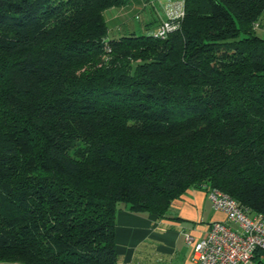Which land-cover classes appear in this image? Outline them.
<instances>
[{
  "label": "trees",
  "instance_id": "1",
  "mask_svg": "<svg viewBox=\"0 0 264 264\" xmlns=\"http://www.w3.org/2000/svg\"><path fill=\"white\" fill-rule=\"evenodd\" d=\"M126 2L0 0V262L119 264L120 205L163 217L190 187L264 218V0L108 39Z\"/></svg>",
  "mask_w": 264,
  "mask_h": 264
},
{
  "label": "crops",
  "instance_id": "2",
  "mask_svg": "<svg viewBox=\"0 0 264 264\" xmlns=\"http://www.w3.org/2000/svg\"><path fill=\"white\" fill-rule=\"evenodd\" d=\"M177 2L179 0H127L123 6L109 8L104 12L107 37L151 33L162 20L175 16L183 8L173 9L172 4ZM256 24L255 34L264 39V12ZM225 219L223 212L212 208L206 191L199 187L186 189L170 203L163 217L134 212L120 205L115 215L118 263L197 264L191 259L192 247L186 244L184 233H189L195 240L201 239L211 222ZM250 264H264V256L257 252Z\"/></svg>",
  "mask_w": 264,
  "mask_h": 264
},
{
  "label": "built area",
  "instance_id": "3",
  "mask_svg": "<svg viewBox=\"0 0 264 264\" xmlns=\"http://www.w3.org/2000/svg\"><path fill=\"white\" fill-rule=\"evenodd\" d=\"M183 15L181 9L175 16H169L153 35L165 38L179 25ZM206 194L212 208L223 212L226 219L211 222L201 239L195 240L189 233H184L186 244L192 247L191 259L197 264H250L257 252L264 256L262 214L250 213L228 193L217 188L208 187Z\"/></svg>",
  "mask_w": 264,
  "mask_h": 264
},
{
  "label": "rangeland",
  "instance_id": "4",
  "mask_svg": "<svg viewBox=\"0 0 264 264\" xmlns=\"http://www.w3.org/2000/svg\"><path fill=\"white\" fill-rule=\"evenodd\" d=\"M182 6H183V2H182V0H179V3L177 2V3H174V4H172V8L173 9H178V8H182ZM161 11V10H160ZM145 13H142V17H145ZM110 35H108V39L110 38L109 37ZM106 51H110V49L108 48V47H106ZM106 54H104L103 56L104 57H106L107 58V56H105ZM105 58V59H106ZM99 65V64H98ZM81 72V70L80 71H77V73L79 74Z\"/></svg>",
  "mask_w": 264,
  "mask_h": 264
}]
</instances>
